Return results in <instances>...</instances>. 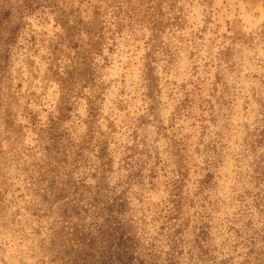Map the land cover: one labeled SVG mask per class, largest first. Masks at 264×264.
Returning <instances> with one entry per match:
<instances>
[{"label": "trees", "instance_id": "16d2710c", "mask_svg": "<svg viewBox=\"0 0 264 264\" xmlns=\"http://www.w3.org/2000/svg\"><path fill=\"white\" fill-rule=\"evenodd\" d=\"M175 1L0 0V181L11 169L9 179L23 182L21 176L26 171L19 162L21 151L15 148L23 128L16 120L15 93L4 81L9 77L14 49L23 46L20 39L26 37L30 17L41 23L54 16L61 30L72 33L71 46L80 56L82 80L89 87L87 117L80 120L87 124L86 133L81 139L73 138L74 125L64 103L55 118H49L46 129L39 127L49 139L45 152L55 148V166L34 163L32 173L25 177V187L34 195L55 197V261L60 264H264V98L260 90L254 92L259 115L246 126L239 150L248 157V166L242 169L238 159L236 176L221 194L214 168L221 157L222 130L215 131L208 143L192 149L205 153V165L194 171L187 165L190 144L188 137L180 134L178 121L189 115L185 111L194 102L187 97L190 92L177 104L167 125L156 123L150 113L130 120L129 144L121 146V156L110 150L117 132L115 124L109 122L104 129L99 120L107 89L102 69L110 64L119 39L127 46L136 41L143 44L139 96L148 111L156 110L160 100L155 66L163 60L166 71L178 55L163 39L166 26L183 25L179 16L168 15ZM65 39L59 43L65 44ZM226 54L230 57L229 49ZM223 85L218 96L214 87L210 98L202 100L207 114L197 119L201 136L207 128L205 121L216 122L211 99L220 103L216 114L227 103ZM4 98L6 107H2ZM125 102L128 99L121 95L114 104L121 107ZM148 125L155 130L153 139L147 135ZM160 136L169 144V157L159 156L154 146ZM116 159L117 169L123 173L110 181L107 173ZM51 173L55 179L48 178ZM160 174L165 178L163 207L147 227L145 194L155 187ZM7 180L0 182V211L6 201L1 187ZM48 181L49 186L40 188ZM14 192V199L26 198L20 188ZM233 205V212L218 216ZM217 233L222 238L218 244L213 235Z\"/></svg>", "mask_w": 264, "mask_h": 264}, {"label": "rangeland", "instance_id": "374dc122", "mask_svg": "<svg viewBox=\"0 0 264 264\" xmlns=\"http://www.w3.org/2000/svg\"><path fill=\"white\" fill-rule=\"evenodd\" d=\"M168 15L179 16L183 25L164 28L165 43L169 42L170 48L176 50L178 55L166 71L163 60L155 66L160 100L156 110L148 111L139 96L142 91L139 68L141 56L145 53L143 44L136 41L127 46L124 39H119L115 51L110 55V64L102 69V79L107 83V89L104 106L99 110V120L104 129H107L109 122L115 124L117 132L110 143V150H116L115 156H121V146L129 144L127 136L131 130L127 127L130 120L150 113L156 123L167 125L177 104L190 92L187 97L194 102L185 111L189 115L178 121L180 134L187 136L190 144L187 165L191 171L204 166L205 153L192 149L196 144L203 146V142L208 143L214 138L215 131L222 130V145L218 144L221 157L217 168H214L216 187L221 194L236 176L238 159L241 160L242 169L248 166V157L240 154L239 150L246 126L259 115L260 108L254 92L260 90L264 98V0H177ZM28 22L24 30L26 37L20 39L23 46L14 49L9 77L4 81L15 93L16 120L23 127L15 148L21 151L19 162L26 171L21 176V182L15 177L9 179L12 174L10 169L4 179L9 180L1 187L6 201L4 209L0 211V264H60L55 261V197L49 194L42 197L34 195L25 187V177L32 173L34 163L50 162L55 166V148L45 152L49 139L45 131H39V127L46 129L49 118H55L56 110L64 103L67 104L70 123L74 125V131L70 129L73 138L81 139L86 133L87 124L80 120L87 117L89 87L82 80L84 75L82 64H79L80 56L71 46L74 40L71 39L72 33L61 30L54 16L41 23L32 16ZM61 34L62 38L59 37ZM64 36L65 44L62 45L59 42ZM67 42H70L69 46ZM226 49H229L230 57ZM219 79L221 81L216 83ZM221 82L224 84L223 92L227 94V103L216 114L220 103L216 102V98L211 99L216 122L213 125L205 121L203 125H207V128L205 135L201 136L197 119L202 113L207 114L203 111L205 103L202 100L210 98L214 87L218 96L222 91ZM121 95L123 99H128V103L120 107L114 103ZM5 99L2 107L8 105ZM2 118L3 115H0V121ZM147 130L149 137H156L152 125H148ZM154 143L159 156H171L172 151L168 153L169 144L165 137H157ZM117 167L116 159L107 173L110 181L117 180L123 173ZM52 177L55 179V173L48 175L49 179ZM164 181V176L160 174L155 187L146 190L145 204L149 208L145 211L147 227L151 226L152 219L163 207ZM48 183L42 182L40 188L49 186ZM15 188H20L26 198L18 196L14 199L17 194ZM233 210L234 205L218 216L222 218ZM255 216H258L257 213ZM213 235L215 243L222 241L218 233Z\"/></svg>", "mask_w": 264, "mask_h": 264}]
</instances>
